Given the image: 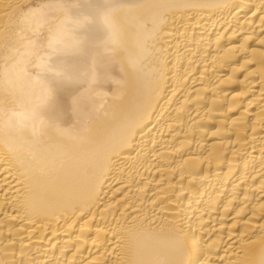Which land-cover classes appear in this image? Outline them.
<instances>
[{
    "label": "bare ground",
    "instance_id": "6f19581e",
    "mask_svg": "<svg viewBox=\"0 0 264 264\" xmlns=\"http://www.w3.org/2000/svg\"><path fill=\"white\" fill-rule=\"evenodd\" d=\"M0 264H264V0H0Z\"/></svg>",
    "mask_w": 264,
    "mask_h": 264
}]
</instances>
